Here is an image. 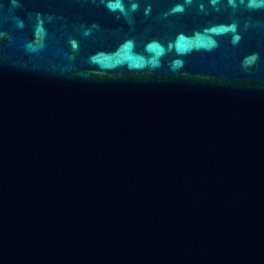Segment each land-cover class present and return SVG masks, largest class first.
<instances>
[{
    "label": "water",
    "instance_id": "obj_1",
    "mask_svg": "<svg viewBox=\"0 0 264 264\" xmlns=\"http://www.w3.org/2000/svg\"><path fill=\"white\" fill-rule=\"evenodd\" d=\"M0 264H264V0H0Z\"/></svg>",
    "mask_w": 264,
    "mask_h": 264
}]
</instances>
